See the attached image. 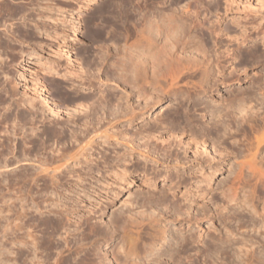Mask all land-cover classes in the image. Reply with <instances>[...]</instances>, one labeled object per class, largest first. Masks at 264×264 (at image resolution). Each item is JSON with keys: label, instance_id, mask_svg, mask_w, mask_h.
<instances>
[{"label": "rangeland", "instance_id": "obj_1", "mask_svg": "<svg viewBox=\"0 0 264 264\" xmlns=\"http://www.w3.org/2000/svg\"><path fill=\"white\" fill-rule=\"evenodd\" d=\"M64 1L65 3H63ZM83 1L84 0H0V41L1 43H5L4 45L3 43H0V165L2 167H0V264H235L234 260H236L237 258L233 252L235 251L234 249L237 247V245H239L241 248L240 254H243V264H248L250 260L252 262H250L249 264H253L254 262H259V264L262 262L264 264V260H262L264 259V253H258L259 251L264 250V244H257V240L259 241V238H264V218L261 220V218H259V214L257 212H253L250 203L246 201L247 199H249L248 195L252 188L250 183L252 182L249 183L244 181V177H242L243 179H241V177L240 179L236 178L237 180L235 178H232L235 177L236 173L238 172V163H240V161L244 159V156L242 155H245V153H247L245 151L243 152L244 154H240L238 150L244 149L249 145L248 142L253 139L252 135H255V132L252 133L249 126L246 127V130L248 129L247 131H239L237 130V128L235 129L236 126H233V123L230 124L231 121H226L228 123V130H226L227 134L222 137L218 136L219 134L217 135L215 132L213 133L214 130L211 128L210 132L213 130L211 132L213 135L209 133V137L204 143L202 142L204 137L202 139L201 136L198 137L199 139L197 138L193 140V138L191 137V132L189 130L184 131L179 129V131L177 129L175 131L176 135L173 134V130L170 129L172 131L171 132L169 130V127H166V125H170H165V123H163L165 118L163 117L164 120H161V116H165L167 113L173 111L174 108L177 107V100L173 101L172 99L165 98L159 104H155L148 108H145L142 107L144 104L141 99H139L137 103H134L132 100H134L135 97L132 94L129 97L127 95L129 94L128 91L130 90L124 88L123 85L118 84L115 81L114 73L116 72L117 68H115L113 61L116 56L112 54V48L114 46V35L116 33V30L118 29L112 12H108L106 9V11L102 9L105 5L107 6L108 4L110 5L107 7H110L113 3V0H91L90 5L86 6L83 11L77 12L78 6L81 5ZM148 1L151 0H133L135 4L141 6L147 4ZM161 1L157 0L156 3H158L166 13L170 12L171 9H173L169 7H176V12L178 14L183 16V18H185L187 22L190 21L189 23H191L192 26L195 24V26L193 27L195 30H200L202 26L205 27L209 23V21H213L215 25H217V27L219 26L222 29L225 24L229 25L228 30L221 29L220 37L223 39V42L215 47L217 51L224 50L226 49V47L230 50L228 51V55H226V57L224 58L225 62L222 63L223 68L220 71L221 76L224 75L223 77L228 80H224V82L218 83L215 87H213L212 91L208 92L205 97L203 96V99L207 98V100L211 102V105H214L215 101L217 103V100L218 102L220 101L224 104L227 103V97H232V95L238 91H246V94H253V91L256 90L257 97L262 95V92H264V17L262 18V16L264 15L261 14L264 12V9L258 8L259 5H257L261 0H238L237 3L233 5L234 8H231L229 10H225L224 3L218 7L213 6V3L216 0ZM4 2L6 4H3ZM163 3H165L166 5ZM151 5L155 4H150V7L152 9ZM250 5H252V8H255L251 9ZM106 6L105 8H107ZM45 7H48V10L45 9ZM53 8H61L60 11L65 9V13L63 14V16H59L61 12H59V10H53ZM256 8L260 9V11L258 12V10H256V12ZM43 10L44 12H39ZM245 11L247 12L245 13ZM69 12H72L74 15L70 14ZM248 15L260 16V18L256 19V22H261V24L263 25V31L262 28L260 31L262 33H253L252 35L248 36L245 41L239 42V45L227 42L225 38H227L229 34L232 33L231 35H233L234 33H239L244 28L243 26L235 22L236 19V21L241 20V24H245V29H251L253 27L249 23H245L246 20H248ZM232 18L235 19L233 20ZM60 20H64L63 25H60ZM57 33L63 36H61L60 38L55 37V34ZM71 38H73L72 42H66ZM254 48L258 50H254ZM255 51L258 54V57L255 56ZM28 56L29 59H24ZM67 68L73 69H71V73L66 71ZM49 69L55 70L59 74L57 75L54 72H49ZM72 72H74V75L72 74ZM63 73L70 74L71 76H63ZM228 73H232V76ZM180 82L178 83L179 87L182 90H187L188 88V90H190V94L192 95L193 79L186 78L185 80L183 79ZM53 83L56 85V87ZM40 90H45L46 92H48V95L53 100L54 104H50L51 106L49 104H45L42 100V93ZM106 93L110 94L109 96H112L111 93H118V98L120 97L121 99H123V105L124 103L126 104V106L124 105V111L126 110L125 112H127L129 107L131 109L132 106H135V111H137L138 113L136 118L131 122L128 120V115V117H123L126 115H120L118 118H116V115L118 116V113L116 114V112H114V110L112 109V105L107 110L102 109L98 106L91 107L94 100H97L98 98L100 99V96L101 98H109ZM231 93L232 95L230 96ZM30 96L34 98L32 104H35L36 106L32 107L33 109L30 108L26 110V105H28V103H25L23 101H25V99ZM18 100H22L24 105H22L23 103L19 102ZM111 100L116 102L113 98ZM17 101L18 104L21 103L18 106L16 103ZM80 101H84L85 103H79L83 106L80 105L81 107L79 106L78 108V102ZM87 101L92 102L89 103ZM85 104L88 106V108H92L93 110H86L84 108H87V106H84ZM127 104L129 106L128 108H126ZM253 104L254 102H251V105ZM258 106L259 105H255L254 109H257ZM80 108L82 109V111L83 109L84 111L86 110V113L87 111H92V115L90 116V118L82 117L83 115L80 114L82 112H79L78 110ZM42 111H44L45 113ZM198 111H200V113H203L202 109H199ZM95 112H99V114H95ZM31 116L33 119L31 118ZM93 116L98 117H96L95 119L93 118ZM17 118H20L22 120L20 121V119ZM73 118H75L77 122ZM84 118L88 123L84 121ZM66 119H72L68 121L67 126L73 128V130L75 129L74 131L76 133L81 130L84 131L83 137L81 136L82 133L79 132L80 137H78V139L73 142L71 138L70 140H68L69 138L64 139L59 135V137L62 139H55V137L53 138V136H50V134L47 133L52 128V126L54 127L56 124V128H63L62 124L64 123L62 122H66ZM89 119H91L93 123H91V120ZM18 120L20 123L18 122ZM73 120L75 121L74 123H72ZM15 123L17 124V127ZM141 123L142 125L145 123V126H148L150 124L152 125V128L154 123L155 127L156 124H159L156 128L157 130H161V138L163 137L169 140H171L170 138H176L175 140H180L182 148H179L178 150L179 159L175 158V155H168V157L165 156V154H162L161 151L157 150L158 147L154 149L155 146L148 143L151 142L150 140H152L153 142L154 137H152L153 139H149L147 143H145L146 138L144 139V141H142L143 139L140 138H133L134 136H132V133L135 130L144 128ZM160 124H163L165 127H160V129ZM30 129H33V132L38 133L39 139L37 136H33V132L31 136V134L29 133L31 131ZM37 129L39 132H37ZM42 129L44 134L42 132ZM45 129L47 130V132ZM229 129L231 131H229ZM11 130H16V133L14 134V132H12ZM68 130L70 131L71 129L68 128ZM73 130L71 131V133L68 131V133H70L71 135L72 132H74ZM111 130L117 131L112 132ZM9 131L12 133H10ZM85 131H87V133ZM105 131L108 133H114L113 137H109L105 140H108V142H103V139L101 138L104 135ZM28 133L30 134V136L28 135ZM68 133L66 134L68 135ZM84 134H86V136ZM171 134L172 136H169ZM90 135L92 137L91 139L89 138ZM94 135H98L100 137L98 138V136ZM173 135H175V137H173ZM7 136H9V140L5 139L7 138ZM26 136H29V140L26 139ZM40 136L41 138H43L42 141ZM50 137L53 138L54 141ZM79 138H81V140ZM32 139L34 140L32 141ZM45 139H47V141H44ZM72 139L74 140L73 137ZM92 139H95L97 142H95V140H93L92 142ZM189 139L192 140L189 141ZM87 140H89V143H86L88 142ZM8 141L9 143L12 142L13 145L12 146L10 144L12 147L10 148V151L9 149H6L7 151L4 150V146L6 144L9 145V143H7ZM37 141L39 143H37ZM90 141L92 144H90ZM158 141H160V139ZM29 144L30 146H32L30 147ZM88 144L92 146H89ZM202 144L210 150V153L213 154L215 159H213L214 161L211 160L210 163H203L201 168L202 170H200L197 168V165H193V162L196 161V154L194 156L195 152L193 151L201 150L200 146ZM84 145L86 148L82 149L81 151L80 149L81 147H84ZM32 147L35 148L33 149ZM7 148H9V146H7ZM78 149L83 154L80 153ZM76 150H78L79 153ZM68 151L69 154L70 152H72L73 154L76 152V155H79L77 157L75 156V154L71 157L67 156V158L63 160L65 162L61 160V167L55 168L54 165L60 162L59 160H55L56 158H58L57 155L60 152H67L68 154ZM218 152L222 154L221 157L218 156ZM72 153L70 155H72ZM61 154L59 155L61 156ZM55 155V161L49 160ZM114 156L123 157L121 161L122 165H124V167L128 166V172L135 179L133 180V183L128 190L121 191L116 194V196L111 195V198H108V195L105 194L104 189H101L100 187H102L104 185L103 183L106 181L103 178V172H105L106 168H104L103 166H105L106 160ZM45 159H48L49 161H51V163L47 162L48 160L46 161ZM44 160L47 163L46 165H44ZM62 163L64 164L62 165ZM86 163L87 165L89 164L91 166H95V170L97 169V171H88L86 169ZM48 164H51L53 166ZM56 165L59 166V163ZM152 166L154 168H152ZM156 168L158 169V171ZM37 170L39 171V173ZM178 171L179 173L183 174L180 179L184 180L185 178L186 180H181V182L183 181L182 184L178 183L177 180L179 178H176V173H178ZM24 173L28 176V178L26 175L24 176ZM150 174L152 176L156 174V178L153 185L147 186L143 184V178L144 175L145 177L148 175V177H152ZM244 174H246V171L244 172ZM14 175L15 177H18L17 181L19 182L16 181ZM53 176L54 178H52ZM164 176H166V178H163ZM174 178H176L177 180ZM232 179L235 180L233 181ZM231 180L234 183H230ZM175 182L177 183L174 186ZM236 183L238 184L237 186ZM232 184H234L233 187ZM5 186L7 188H5ZM171 186H174L172 187V189L175 190L176 195H179L180 199H178L176 196L171 199V202H169L168 200L166 202H152V204H155L156 206H153L152 204H150V202L148 206L147 197L144 199L145 202L142 200L143 196H148L146 195V193L149 194V192H147L148 190L153 191L154 193L150 191V194H153V196L155 197L160 196L158 194L159 192L165 191L164 193H166V190H168L166 194L169 193V198H171V191L172 193H174V191L170 189ZM191 186L193 189L191 188ZM148 187L151 188L148 189ZM232 188L237 189L236 192L238 193V195L240 193L236 201L233 197H231ZM36 189L39 191H37ZM189 189H197L196 191H198V195L194 197V199L196 200L192 202L189 208H187L186 201L189 199V196L186 195V197L185 192H187ZM113 190L117 191V189L115 188ZM28 191L31 193H29ZM144 192L145 194H143ZM247 193L248 195H246ZM227 194H229L230 196H228ZM131 197L132 199L133 197H135L136 199L139 198L138 200H140V202L143 201L144 205H141L142 202L139 204V201L138 203L135 202L133 204H130V202H132ZM176 198L178 199V204L174 201V199ZM192 199L193 197L191 198V200ZM253 205H255L258 208L256 209L259 211V208L263 206V198L259 199V201L254 202ZM242 207L246 209L244 210ZM128 208L130 209L128 210ZM129 211H131L132 213H130L133 215V217L135 216L138 220H140V218L149 216L151 224L153 226L151 227L150 225H146L145 222L147 221H145L144 223L137 226L128 227V229L131 230L132 234L135 236V239L137 238L136 244L139 243L138 247H140V244L144 242L148 243V252L144 250H138L140 255H135V253L130 252L125 253L126 250L125 248H123L125 246L122 241V233L124 230V228H122L124 227L122 220L129 216H132L131 214L129 215ZM152 211L153 215L150 213ZM242 212H244V214L246 215H244ZM119 213L122 215V217H120ZM115 215L116 217H114ZM240 215L243 217H241ZM117 216L123 219L116 220L119 218H117ZM63 217L65 219H63ZM152 218L154 219L152 220ZM62 220L64 222H62ZM65 220H69L67 221L68 223ZM75 221L77 222V224ZM60 226H62V228ZM154 226H157L158 229L160 228L165 236L162 234V237L160 238L161 240L155 239L151 242L148 236L149 232H151L153 229H157ZM109 231L110 233H108ZM86 234H88L89 237ZM167 235L170 238L166 237ZM172 235L176 236L178 240L185 237L186 239H188L192 237V235H197L199 237V240L197 241V243L195 242L192 245L193 249H188L187 251L185 248H182L183 250L174 251L173 249H171V247H174L173 245L171 247H168L172 243L170 241H173ZM167 238H169V241ZM252 239L254 242L252 241ZM211 244L212 246L216 245V247H218L219 245V247L214 251V255L212 257H206L204 256V254L207 253V245ZM242 248L244 253L242 252ZM196 250H198V252ZM149 251L151 252L149 253ZM170 251H174V253L171 254L172 252L170 253ZM195 251L197 253H195ZM83 253L84 255L88 253V256L90 254L89 257L86 256L87 258H90V260L85 259L86 261L84 260L82 263H79V258L84 256L82 255ZM96 259L99 260V262Z\"/></svg>", "mask_w": 264, "mask_h": 264}, {"label": "bare ground", "instance_id": "obj_2", "mask_svg": "<svg viewBox=\"0 0 264 264\" xmlns=\"http://www.w3.org/2000/svg\"><path fill=\"white\" fill-rule=\"evenodd\" d=\"M11 1V0H10ZM30 1V0H29ZM42 1V0H41ZM61 1V0H60ZM68 1V0H67ZM77 1V0H75ZM90 1L91 0H84L81 5L78 6V9H77V12H80V11H83L84 8L88 5H90ZM161 1V0H160ZM168 1V0H167ZM238 0H216L214 3H213V6L215 7H218V6H221V4L224 3V8L225 10H229L231 8H234L233 5H235L237 3ZM243 1V0H242ZM246 1V0H244ZM260 1V0H259ZM2 2V1H1ZM28 2V1H27ZM50 2V1H48ZM140 2V1H139ZM157 0H151V1H148L147 4H144V5H138V4H135L133 2V0H113V3H112V7H107L109 6L110 4H108L105 8H102V9H106L108 12H112L113 14V18L114 20L116 21V26H117V29L116 30V33L114 35V46L112 48V54L115 55L114 57V66L116 69V72L114 73V78H115V81L116 83L118 84H121L124 86V88L130 90L128 91L129 94L128 97L132 94L134 97H135V101L132 100L134 103H137V101L139 99H141L143 101V106L142 107H150L152 105H155V104H159L163 99L167 98V99H172L173 101L174 100H177V107L174 108L173 111L167 113L165 116H161V120H164L163 117L165 118L164 122L165 125L168 124L170 126H167L166 127H169V130H173V134L176 135L175 131L178 129H181V130H189L191 132V137L194 139H197L198 137H204L203 139V143L206 142L207 138L209 137V133H211L213 130V133L215 132L218 136H224L226 135V130H228V121H231V123H233V126L235 125V129L237 128V130L239 131H244L246 130V127L249 126V128H251V132H255V135H251L253 136V139H249L250 141L248 142V145L246 148L244 149H240L238 150V152L243 153V152H247L245 153V155H242L244 156L240 161V163H238L237 167H238V172L236 173V176L235 177H232V178H237V179H243L242 177L245 178L244 181L246 182H252L250 183L251 184V190H250V197L248 195V193L246 195H248V198L246 201L250 203L251 205V209L253 212H257L259 214V218H261V220L264 218V92H262V95L257 97V91L254 90L253 91V94L251 93H248L246 94L245 92L246 91H238V92H235V94L232 95V93L230 94V96L232 95V97L228 98L227 97V100L228 102L227 103H223V102H218L217 100V103L215 101V104L214 105H211V102H209V100L206 99H203L205 97V95L212 91L213 87H215L218 83L220 82H224V80H226V78H224L223 76H221V70L223 68V64L225 61H224V58L226 57V55H228V51H230L229 49H224V50H220V51H217L216 50V46L220 43L223 42V39L220 37V31H221V27H217V25H215V23L213 21H209V23L205 26V27H201L200 30H195L193 27L195 26V24L192 26L191 23L187 22V20L185 18H183V16H181L180 14H178L176 12V7L174 8L173 7H169V8H173L171 9L170 12H165V10H163L161 8V6H159L158 3H156ZM165 2V1H164ZM170 2V1H169ZM174 2V1H173ZM211 2V1H210ZM24 3V2H23ZM53 3V2H52ZM65 3V1L63 2ZM68 3V2H67ZM71 3V2H70ZM160 3V2H159ZM162 3V1H161ZM208 3V2H207ZM3 4H6L5 2ZM44 4V3H43ZM56 4V3H55ZM54 4V5H55ZM150 4H155V5H151L152 6V9L150 7ZM165 4V3H163ZM47 5V4H46ZM49 5V4H48ZM166 5V4H165ZM164 5V6H165ZM171 5V4H170ZM180 5V4H179ZM255 5V4H254ZM259 7L258 8H261V9H264V0H261L260 2H258ZM172 6V5H171ZM237 6V5H236ZM252 5H250L251 7ZM102 7V5H101ZM254 7V6H253ZM48 7H45V9H47ZM168 8V7H167ZM166 8V9H167ZM178 8V6H177ZM185 8V7H184ZM255 8V7H254ZM251 7V9H254ZM21 9V8H20ZM44 9V10H45ZM61 8H56L53 10H59V12H61L59 14V16H63V14L65 13V9L64 10H61ZM101 9V11H102ZM175 9V10H174ZM207 9V8H205ZM237 9V8H236ZM33 10V9H32ZM43 11H39V12H44ZM48 10V9H47ZM105 10V11H106ZM212 10V9H211ZM258 10V12L260 11V9H255V11ZM3 11V10H2ZM12 11V10H11ZM25 11V10H23ZM46 11V10H45ZM213 11V10H212ZM216 11V10H215ZM254 11V10H253ZM4 12V11H3ZM8 12V10H7ZM38 12V13H39ZM47 12V11H46ZM45 12V13H46ZM56 12V11H55ZM192 12V11H191ZM217 12V11H216ZM247 11H245L246 13ZM249 12V11H248ZM257 12V11H256ZM262 12V11H261ZM22 13V11H21ZM25 13V12H24ZM23 13V14H24ZM70 13V12H69ZM1 14V12H0ZM28 14V13H27ZM33 14V13H32ZM43 14V13H42ZM49 14V13H48ZM56 14V13H55ZM67 14V13H66ZM70 14H73L72 12ZM79 14V13H78ZM249 14V13H248ZM257 14V13H255ZM8 15V13H7ZM22 15V14H21ZM20 15V16H21ZM39 15V14H38ZM74 15V14H73ZM260 15V14H259ZM261 15H264V12L261 14ZM25 16V15H24ZM77 16H80V15H77ZM191 16V15H190ZM193 16V15H192ZM6 17V16H5ZM57 17V16H56ZM83 17V16H82ZM264 16H262L263 18ZM198 18V17H197ZM246 18V17H245ZM257 18H260V16H256V15H253V16H249L248 15V20H246L245 23H249L250 25H252L253 29H245V24L242 23L241 24V20L239 21H236L237 24H240L241 26H243V30H241L239 33H234L233 35L229 34V36L227 38H225V40L229 43H232V44H235V45H239V42L241 41H245L248 36L252 35L253 33H262L260 32L261 31V28L263 27V25L261 24V22H256ZM24 19V18H23ZM56 19V18H55ZM201 19V18H200ZM233 19V18H232ZM235 19V18H234ZM233 19V20H234ZM242 19V18H241ZM66 20V19H65ZM100 20V19H99ZM216 20V19H215ZM60 25H63L64 23V20H60ZM228 21V20H227ZM230 21V19H229ZM58 22V21H57ZM66 22V21H65ZM106 23V22H105ZM220 23V22H219ZM109 24V22H108ZM202 24V22H201ZM224 24V23H223ZM222 24V25H223ZM73 25V24H71ZM112 26V25H111ZM234 27V26H233ZM24 28V27H23ZM229 28V25L225 24V26L223 27L222 30H228ZM77 29V28H76ZM114 29V28H113ZM234 29V28H233ZM46 31V30H45ZM62 31V30H61ZM262 31H263V28H262ZM28 32V31H27ZM105 32V31H104ZM101 33V32H100ZM227 35V33H226ZM23 36V35H22ZM63 35L61 34H55V37H61ZM75 36V34H74ZM264 36V34H263ZM24 37V36H23ZM104 37V36H103ZM53 38V37H52ZM36 39V37H35ZM73 38L71 39H68L66 42L70 43L72 42ZM1 43V41H0ZM3 43V42H2ZM1 43V44H2ZM105 43V42H104ZM5 43H3L4 45ZM33 44V43H32ZM10 45V44H9ZM5 47V46H3ZM40 47V46H38ZM247 49V48H246ZM256 48H254L255 50ZM18 50V49H17ZM258 50V49H256ZM107 51V50H106ZM108 52V51H107ZM234 52V51H233ZM253 52V51H251ZM260 52V51H259ZM258 52V53H259ZM53 53V52H52ZM109 53V52H108ZM255 53V56L258 57V54L256 53V51L254 52ZM253 53V54H254ZM56 54V53H55ZM234 54V53H233ZM103 55V54H102ZM240 55V54H239ZM261 55V54H260ZM101 56V55H100ZM228 57V56H227ZM93 58V57H92ZM100 58V57H99ZM255 58V57H253ZM24 59H29V56L27 58H24ZM23 59V60H24ZM105 60V59H104ZM25 61V60H24ZM23 61V62H24ZM71 61V60H70ZM262 61V60H261ZM73 62V61H72ZM96 62V61H94ZM92 62V63H94ZM104 62V61H103ZM25 63V62H24ZM98 63V62H97ZM102 63V62H101ZM96 65V64H95ZM23 66V65H22ZM225 66V65H224ZM52 68V67H51ZM114 68V67H113ZM21 69V68H20ZM72 69V68H71ZM70 68H67L66 71L67 72H70L71 71ZM73 70V69H72ZM111 70V69H110ZM115 70V69H114ZM113 70V72H114ZM83 71V70H82ZM103 71V70H102ZM112 71V70H111ZM34 72V71H33ZM49 72H54L56 73L57 75L59 74L58 72H56L55 70H50L49 69ZM76 72V71H75ZM71 73V72H70ZM89 73V72H88ZM233 73H236V72H233ZM72 74L74 75V72H72ZM229 75L232 76V73H228ZM6 75V74H5ZM63 76H71L70 74H65L63 73L62 74ZM8 76V75H7ZM238 76V75H237ZM10 77V76H9ZM35 78V77H34ZM39 78V77H37ZM186 78H191L193 79V94L191 95L190 94V90H182L180 87H179V82L182 81L183 79L185 80ZM231 78V77H230ZM234 78V77H233ZM232 78V79H233ZM19 79V78H18ZM43 79V78H42ZM67 79V78H66ZM70 79V78H69ZM68 79V80H69ZM237 79V78H236ZM75 80V79H74ZM228 80V79H227ZM226 80V81H227ZM253 80V79H252ZM80 81V80H79ZM36 82V80H35ZM188 82V81H187ZM190 82V81H189ZM48 83V82H47ZM61 83V82H60ZM181 83V82H180ZM259 83V82H258ZM27 84V83H26ZM39 84V83H38ZM54 84V83H53ZM117 84V85H118ZM178 84V86H177ZM191 84V83H190ZM55 85V84H54ZM35 86V85H34ZM41 86V85H40ZM43 86V85H42ZM52 86V85H51ZM65 86V85H64ZM120 86V85H119ZM188 86V85H186ZM11 87V86H10ZM56 87V85H55ZM191 87V86H189ZM262 87V86H260ZM42 88V87H41ZM64 88V87H63ZM191 89V88H190ZM59 90V89H58ZM240 90V89H239ZM242 90V89H241ZM244 90V89H243ZM3 91V90H2ZM12 91V90H10ZM21 91V90H20ZM38 91V90H37ZM41 91V97H42V100L45 104H54L53 103V100L50 98V96L48 95L49 93L46 92L45 90ZM26 92V91H25ZM35 92V91H34ZM111 92V91H110ZM109 92V93H110ZM192 92V90H191ZM13 93V92H12ZM11 93V94H12ZM102 93V92H101ZM3 94V93H2ZM7 94V93H6ZM103 94V93H102ZM101 94V95H102ZM108 96L110 94L106 93ZM115 94V93H114ZM112 94V96H109L108 97H102L100 96V99L98 98L97 100H94V102L91 104L93 106H98V107H101L102 109H109L110 106L112 105V109L114 110V112H116V114L118 113V116L116 115V118H118L120 115H126V116H123V117H128V120L131 122L132 120H134L136 118V116L138 115L137 111H135L136 107L135 106H132L131 109L130 107L128 106L127 104V107H129V111L127 110V112L124 111V105L126 106V104L124 103L123 105V99H121L120 97L118 98L117 94ZM121 94V93H120ZM24 95V94H23ZM28 95V93H27ZM64 95V94H63ZM125 95V94H124ZM32 96V95H31ZM28 97L25 99V103H28V105H26V110L28 109H33L32 107H35L36 105L35 104H32L33 101H34V98L33 97ZM204 96V97H203ZM4 97V96H3ZM6 97V96H5ZM71 97V96H70ZM94 97V95H93ZM113 98L116 102H114L113 100L111 99ZM126 98V97H125ZM14 99V98H13ZM19 99V98H18ZM38 99V98H37ZM61 99V98H59ZM65 99V98H64ZM70 99V98H69ZM77 99V98H76ZM79 99V97H78ZM96 99V98H94ZM226 99V98H225ZM224 99V100H225ZM11 100V99H10ZM20 100V99H19ZM18 100V101H19ZM82 100V99H81ZM91 100V99H90ZM221 100V99H220ZM226 100V101H227ZM16 101V100H15ZM18 101L16 102L17 103V106L21 103L18 104ZM73 101V100H72ZM140 101V102H142ZM3 102V101H2ZM6 102V101H5ZM14 102V101H13ZM19 102H22L19 101ZM22 102V103H23ZM36 102V101H35ZM70 102V101H69ZM84 102V101H83ZM82 101L78 102L79 103H83ZM89 103H91L90 101H87ZM114 102V103H113ZM251 102H254L253 105H251ZM85 103V102H84ZM83 103V104H84ZM175 103V105H176ZM77 104V103H76ZM75 104V105H76ZM77 104V105H78ZM87 104V103H86ZM84 105V106H87V105ZM95 104V105H94ZM172 104V103H171ZM14 105V104H13ZM24 105V103L22 104ZM21 105V106H22ZM30 105V107H29ZM48 105V106H49ZM50 105V106H51ZM82 105V104H79L78 105V108L79 106ZM90 105V104H89ZM131 105V104H130ZM255 105H259L258 108L254 109V106ZM47 106V107H48ZM83 106V105H82ZM114 106V107H113ZM138 106V105H136ZM173 106V105H172ZM16 107V106H15ZM29 107V108H28ZM72 107V106H71ZM77 107V106H76ZM81 107V106H80ZM90 107V106H89ZM141 107V106H140ZM86 110L87 109H92V108H87L84 107ZM96 108V107H95ZM94 108V109H95ZM115 108V109H114ZM51 109V108H50ZM99 109V108H98ZM101 109V110H102ZM139 109V108H138ZM199 109H202L203 110V113H200V111H198ZM37 110V109H36ZM79 112L81 111L82 113H84V109L82 111V109H78ZM93 110V109H92ZM96 110V109H95ZM53 111V110H51ZM99 111V110H98ZM41 112V111H40ZM44 112V111H42ZM78 112V111H77ZM45 113V112H44ZM58 113V112H57ZM80 113L81 115H83L82 117H89L92 115V111L88 112L87 113L85 112L84 114ZM99 114V112H95V114ZM101 113V112H100ZM106 113V112H105ZM79 114V115H80ZM110 114V113H109ZM108 114V116H109ZM10 115V114H9ZM8 115V116H9ZM114 115V113H113ZM128 115V116H127ZM140 115V114H139ZM143 115V114H142ZM16 116V115H15ZM111 116V115H110ZM121 116V117H122ZM18 117V116H17ZM20 117V116H19ZM22 117V116H21ZM25 117V116H24ZM30 117V116H29ZM98 117V116H96ZM96 117L93 116V118L96 119ZM9 118V117H8ZM26 118V117H25ZM23 118V119H25ZM32 118V116H31ZM37 118V117H36ZM65 118V117H64ZM68 118V117H67ZM71 118V117H70ZM92 118V117H91ZM102 118V117H101ZM100 118V119H101ZM11 119V118H10ZM13 119V118H12ZM17 119H20V118H17ZM33 119V118H32ZM69 119V118H68ZM75 119V118H73ZM88 119V118H87ZM203 119V120H202ZM22 119H20L21 121ZM36 120V119H35ZM64 120V119H63ZM67 120V119H66ZM72 120V119H70ZM70 120H67L66 122H62L64 124H62V127L63 128H56L57 124L47 132L50 134V136H53V138L55 137L56 138H69L68 140H71L74 142L75 140L78 139V137H80V133H82V137H83V132L84 131H78L77 134L73 128L71 127H68V121ZM91 120V119H89ZM99 120V118H98ZM1 121V120H0ZM3 121V120H2ZM11 121V120H10ZM32 121V120H31ZM76 121V119H75ZM73 120L72 123L75 122ZM84 121H86V119L84 118ZM97 121V120H96ZM95 121V122H96ZM102 121V120H101ZM128 121V122H129ZM209 121V122H208ZM211 121V122H210ZM227 121V122H226ZM5 122V120H4ZM19 122V120H18ZM77 122V121H76ZM87 122V121H86ZM106 122V121H105ZM157 122V121H156ZM10 123V122H9ZM20 123V122H19ZM32 123V122H31ZM30 123V124H31ZM88 123V122H87ZM91 123L92 120H91ZM159 123V122H158ZM1 124V123H0ZM12 124V123H11ZM14 124V123H13ZM16 124V123H15ZM29 124V125H30ZM95 124V123H94ZM148 124V123H147ZM229 124V125H230ZM6 125V124H5ZM92 125V124H90ZM96 125V124H95ZM93 125V126H95ZM142 125V123H141ZM157 125L159 124H156V127ZM161 125V124H160ZM210 125V126H209ZM3 126V125H2ZM19 126V125H18ZM21 126V124H20ZM31 126V125H30ZM97 126V125H96ZM144 128L142 129H137L135 130L133 133H132V136H134L133 138H140V139H143L142 141H144V139L146 138V141L145 143L148 142L149 139H153L152 137H154L153 139V142L152 140H150L151 142H148L149 144H152L154 147V149L156 147L158 151H161L162 154H165V156L168 157L169 156H172V155H175L174 157L175 158H178V150L179 148H182L181 147V143H180V140H175V139H172L170 138L171 140L167 139V138H161V130H157V128L155 127V123L153 125V128H152V125H146L145 126V123L142 125ZM164 125L162 124L160 127H163ZM16 127H17V124H16ZM23 127V126H22ZM102 127V126H101ZM141 127V126H140ZM139 127V128H140ZM165 127V126H164ZM14 128V127H13ZM21 128V127H20ZM25 128V127H24ZM23 128V129H24ZM68 128H70L71 130L69 131ZM94 128V127H93ZM96 128V127H95ZM98 128V127H97ZM211 128L213 129L211 132ZM232 128V127H231ZM10 129V128H9ZM29 129V128H27ZM26 129V130H27ZM44 129V128H43ZM43 129H42V132H43ZM58 129V130H57ZM92 129V128H91ZM99 129V128H98ZM103 129V128H102ZM120 129V128H119ZM136 129V128H135ZM161 129V128H160ZM234 129V128H233ZM234 129V130H235ZM7 130V128H6ZM31 130V129H30ZM33 130V129H32ZM30 131L29 133L31 134L32 136V132L34 131ZM44 130V131H45ZM71 133V131L73 130L74 132H72V134L70 135V133H68V131ZM106 130V128H105ZM108 130V129H107ZM170 130V131H171ZM248 130V129H247ZM246 130V131H247ZM1 131V130H0ZM4 131V130H3ZM2 131V132H3ZM12 131V130H11ZM16 131V130H15ZM15 131H12L14 132V134L16 133ZM22 131V130H21ZM67 131V132H66ZM112 132L114 130H111ZM110 131V132H111ZM117 131V130H116ZM114 131V132H116ZM121 131V130H120ZM180 131V130H179ZM178 131V132H179ZM183 131V132H184ZM229 131H231L229 129ZM228 131V132H229ZM5 132V131H4ZM10 132V131H9ZM10 132V133H12ZM18 132V131H17ZM37 132L38 129H37ZM87 133V131H85ZM132 132V131H131ZM172 132V131H171ZM7 133V132H6ZM20 133V132H19ZM28 133V135L30 136V134ZM33 136L34 137H38L39 139V135L38 133H35L33 132ZM68 133V135L66 134ZM89 133V132H88ZM249 133V132H248ZM13 134V135H14ZM23 134V132H22ZM26 134V133H25ZM24 134V135H25ZM42 134V133H41ZM44 134V132H43ZM116 134V133H115ZM126 134V132H125ZM181 134V133H180ZM212 134V133H211ZM12 135V134H11ZM9 135V136H11ZM47 135V134H46ZM60 135V137H59ZM86 136V134H84ZM121 135V134H120ZM175 135H173V137H175ZM179 135V134H178ZM213 135V134H212ZM216 135V136H217ZM9 136H7V140H9ZM29 136H26L29 140ZM94 136H98V135H94ZM114 136V133H108L105 131L104 135L101 137L103 140V142H108L105 141L106 139H108L109 137H113ZM130 136V135H129ZM131 136V137H132ZM169 136H172L169 135ZM33 137V138H34ZM49 137V136H48ZM72 137L74 138V140L72 139ZM100 136H98L99 138ZM178 137V136H176ZM180 137V136H179ZM213 137V136H212ZM228 137V136H226ZM230 137V136H229ZM4 138V137H3ZM25 138V136H24ZM32 138V137H31ZM41 138V136H40ZM51 138V137H50ZM51 138L53 141L54 139ZM60 138V139H62ZM89 138L91 139V135L89 136ZM12 139V138H11ZM25 139V140H26ZM49 139V138H48ZM81 140V138H79ZM160 139V141H158ZM199 139V138H198ZM1 140V139H0ZM6 140V141H7ZM34 139H32L33 141ZM43 140V138H41V141ZM84 140V139H83ZM93 140L95 139H92V142ZM98 140V139H97ZM101 140V139H100ZM116 140V139H114ZM192 140V139H189V141ZM214 140V139H213ZM3 141V140H2ZM12 141V140H11ZM10 141V142H11ZM14 141V139H13ZM12 141V142H13ZM36 141V140H35ZM44 141H47V139H45ZM43 141V142H44ZM57 141V140H56ZM88 142L86 143H89V140H87ZM118 141V140H117ZM116 141V142H117ZM209 141V140H208ZM12 142L9 143V141L7 143H9V145H5L4 146V150L6 149H9L10 151V148L11 145H12ZM22 142V141H21ZM26 142V141H24ZM29 142V141H28ZM71 142V141H70ZM80 142V141H79ZM95 142H97L95 140ZM37 143H39L37 141ZM42 143V142H40ZM85 143V144H86ZM198 143V142H197ZM239 143V142H238ZM11 144V145H10ZM28 144V143H27ZM36 144V143H35ZM90 144L91 141H90ZM183 144V143H182ZM234 144V143H233ZM245 144V143H244ZM3 145V144H2ZM1 145V146H2ZM19 145V144H18ZM33 145V143H32ZM31 145V146H32ZM39 145V144H37ZM47 145V144H46ZM74 145V144H73ZM89 145V144H88ZM198 145V144H197ZM243 145V144H242ZM7 146H9V148H7ZM13 146V145H12ZM30 146V144H29ZM30 146V147H31ZM42 146V145H41ZM40 146V147H41ZM83 146V145H82ZM89 146H92V145H89ZM3 147V146H2ZM25 147V146H24ZM23 147V148H24ZM43 147V146H42ZM77 147V146H76ZM231 147V146H230ZM33 148V147H32ZM35 148V147H34ZM33 148V149H34ZM62 148V147H61ZM60 148V149H61ZM85 145L84 147H81V151L82 149H85ZM240 148H241V145H240ZM14 149V147H13ZM71 149V148H70ZM77 149V148H76ZM78 149V150H79ZM197 149V148H196ZM200 149L201 150H195L193 152L194 153V156H195V159L196 161L193 162V165H197V168L202 170V164L203 163H210L211 160L215 159V157L213 156V154L210 153V150L208 148H206L203 144L200 146ZM12 150V149H11ZM26 150V149H25ZM55 150V149H54ZM63 150H67V149H63ZM78 150H76L78 152ZM79 150V152H80ZM140 150V149H139ZM203 150V151H202ZM224 150V149H223ZM236 150V149H235ZM7 151V150H6ZM57 151V150H56ZM61 151V150H60ZM70 151V150H69ZM69 151H68V154L67 152H60L59 154H61V156L57 155V157L59 158H56V155L53 157V158H50L49 160L53 161L54 158H56L55 160H59L60 162L59 163V166H57L56 164L58 163H54V167L55 168H59L61 167L60 164L61 162L68 157H71V156H75L77 157L79 154V152L77 153L78 155H76V152L73 154L72 152H70V154L72 153V155L69 154ZM73 151V150H72ZM184 151V150H183ZM85 152V151H84ZM140 152V151H139ZM82 153V152H80ZM111 153V152H110ZM144 153V152H143ZM10 154V153H8ZM16 154V153H15ZM14 154V155H15ZM48 154V153H47ZM54 154V153H53ZM83 154V153H82ZM158 154V153H157ZM161 154V153H160ZM219 157H221L222 154H220V152L217 153ZM244 154V153H243ZM13 155V156H14ZM70 155V156H69ZM110 155V154H109ZM114 155V154H113ZM120 155V154H118ZM125 155V154H124ZM144 155V154H143ZM147 155V154H146ZM7 156V155H6ZM84 156V155H83ZM225 156V155H224ZM241 156V155H240ZM10 157V156H9ZM48 157V156H47ZM46 157V158H47ZM52 157V156H51ZM80 157V156H79ZM18 158V157H17ZM75 158V157H73ZM104 158V157H103ZM107 158V157H105ZM122 158L123 157H117V156H114V157H111L109 158L108 160H106V164L105 166H103L105 169V172H103V178L106 180L103 184L102 187H100L101 189H104L105 191V194L108 195V198H111V195L112 196H116V194H118L119 192L121 191H124V190H128L131 186V184L133 183V180L135 178H133V176H131V174L128 172V166L127 167H124V165H122ZM237 158V157H236ZM16 159V158H14ZM72 159V158H71ZM77 159V158H76ZM87 159V158H86ZM128 159V158H127ZM179 159V158H178ZM222 159V158H221ZM46 161L48 159H45ZM44 160L45 164L46 165V161ZM47 161L49 163H51V161ZM54 160V161H55ZM62 160V161H61ZM126 160V159H125ZM159 160V159H158ZM239 160V159H238ZM6 161V160H5ZM43 161V160H42ZM69 161V160H68ZM86 161V160H85ZM189 161V160H188ZM214 161V160H213ZM8 162V161H7ZM65 162V161H63ZM88 162V161H87ZM128 162V161H127ZM91 163V162H90ZM100 163V162H99ZM4 164V163H2ZM64 163H62L63 165ZM85 164V163H84ZM98 164V163H97ZM102 164V163H101ZM186 164V162H185ZM7 165V164H6ZM39 165V164H38ZM43 165V164H42ZM48 165H51V164H48ZM87 165V163H86ZM145 165V164H144ZM143 165V166H144ZM3 166V165H2ZM53 166V165H51ZM68 166V165H67ZM99 166V165H97ZM96 166V167H97ZM101 166V165H100ZM1 167V165H0ZM54 167H53V170H54ZM86 167V166H85ZM142 167V166H141ZM140 167V168H141ZM211 167V166H210ZM209 167V168H210ZM2 168V167H1ZM66 168V167H65ZM69 168V167H68ZM102 168V167H101ZM150 168V167H149ZM152 168H154L152 166ZM88 171H94L95 170V166H91V165H87V168H86ZM128 169V170H127ZM146 169V167H145ZM148 169V168H147ZM157 169V168H156ZM191 169V168H190ZM55 170H58V169H55ZM150 170V169H149ZM154 170V169H153ZM38 171V170H37ZM97 171V169L95 170ZM145 171V170H144ZM158 171V169H157ZM161 171V170H160ZM176 171V170H175ZM194 171V170H193ZM246 171V174H244V172ZM41 172V171H40ZM83 172V171H82ZM148 172V171H147ZM181 172V171H180ZM205 172V171H204ZM208 172V171H207ZM206 172V173H207ZM36 173V172H35ZM39 173V171H38ZM65 173V172H64ZM151 173V172H149ZM148 173V174H149ZM234 173V172H233ZM29 174V173H28ZM78 174V173H77ZM177 176L176 178H179L178 180L176 178L178 183H183L184 180L183 179H180V177H182L183 174L179 173H176ZM188 174V172H187ZM195 174V173H194ZM204 174V173H202ZM26 174L24 173V176ZM33 175V174H32ZM51 175V174H50ZM74 175V174H73ZM98 175V174H97ZM101 175V174H99ZM151 175V174H150ZM235 175V174H234ZM234 175H231V176H234ZM7 176V175H6ZM23 176V175H22ZM27 176V175H26ZM149 176V175H148ZM144 175V178H143V184L147 185V186H151L154 184V180L156 178V174L152 177H148ZM185 176V175H184ZM183 176V177H184ZM205 176V175H204ZM15 177V175H14ZM21 177V176H20ZM37 177V176H36ZM47 177V176H46ZM99 177V176H98ZM169 177V176H167ZM192 177V176H191ZM201 177V176H199ZM229 177V176H228ZM17 178L18 177H15L16 181H17ZM23 178V177H22ZM28 178V176H27ZM50 178V177H48ZM54 178V176L52 177ZM58 178V177H57ZM163 178H166V176H164ZM207 178V176H206ZM205 178V179H206ZM7 179V177H6ZM11 179V178H10ZM14 179V178H13ZM21 179V178H20ZM33 179V178H31ZM35 179V178H34ZM172 179V178H171ZM204 179V178H203ZM230 179V178H229ZM228 179V180H229ZM235 179H232L233 181ZM236 179V180H237ZM19 180V179H18ZM23 180V179H22ZM25 180V178H24ZM28 180V179H27ZM181 180H183L181 182ZM230 181V183H234L233 181ZM5 181V180H4ZM21 181V180H20ZM36 181V180H35ZM45 181V180H44ZM58 181V180H57ZM172 181V180H171ZM186 181V180H185ZM7 182V181H6ZM4 182V183H6ZM19 182V181H17ZM53 182V181H52ZM62 182V181H61ZM188 182V181H187ZM13 183V182H12ZM42 183V182H41ZM54 183V182H53ZM177 182H175L174 186L176 185ZM244 183V182H243ZM9 184V183H8ZM11 184V183H10ZM55 184V183H54ZM83 184V183H82ZM142 184V183H141ZM140 184V185H141ZM188 184V183H187ZM186 184V185H187ZM242 184V183H241ZM14 185V184H13ZM42 185V184H41ZM77 185V184H76ZM185 185V187H186ZM204 185V184H203ZM230 185V184H228ZM234 184H232V187H233ZM238 184L236 183V186ZM114 186V187H112ZM174 186H171V190L172 187ZM200 186V185H199ZM4 187V186H2ZM11 187V186H10ZM41 187V186H40ZM231 187V186H230ZM5 188H7L5 186ZM21 188V187H20ZM33 188V187H32ZM44 188V187H43ZM42 188V189H43ZM52 188V187H51ZM117 189V191H114L113 189ZM151 188V187H150ZM148 187V189H150ZM192 188V186H191ZM193 189V188H192ZM192 189H189L187 192H185V196H189V199L186 201L187 205L186 207L189 208L192 204L193 201H195L196 199H194L195 196H197V192L196 190H192ZM202 189V188H201ZM29 190V189H28ZM31 190V189H30ZM37 190V189H36ZM83 190V189H82ZM89 190V189H88ZM146 190V189H145ZM232 191V194H231V197H233L236 201V199L239 197L238 193L236 192L237 189H231ZM39 191V190H37ZM47 191V189H46ZM143 191V190H142ZM150 191L151 190H148L146 193V195L148 196H143V201L144 199L147 197V203H148V206H149V202L150 204H152V202H166L167 200L169 202H171L173 199V197H176L178 199L179 198V195H176L175 193V190L174 193H170V196L171 198H169V193H167L168 190H166V193H164L163 191L161 192H155V193H158L160 196L158 197H155L153 196V194H150ZM155 191V190H154ZM29 192V191H28ZM42 192V191H41ZM86 192V191H85ZM91 192V191H90ZM153 192V191H151ZM31 193V192H29ZM45 193V192H44ZM154 193V192H153ZM162 193V194H161ZM212 193V192H211ZM28 194V193H27ZM42 194V193H41ZM52 194V193H51ZM68 194V193H67ZM79 194V193H78ZM140 194V193H139ZM145 194V192L143 193ZM142 194V195H143ZM179 194V193H178ZM216 194V193H215ZM214 194V195H215ZM226 194V193H225ZM242 194V193H241ZM263 194V195H262ZM3 195V194H2ZM40 195V194H39ZM77 195V194H76ZM228 196H230L229 194H227ZM51 196V195H50ZM168 196V198H167ZM186 196V197H187ZM242 196V195H241ZM245 196V195H244ZM45 197V196H44ZM91 197V196H90ZM154 197V198H153ZM193 197V199L191 200V198ZM243 197V196H242ZM246 197V196H245ZM131 197V201L130 204L132 203H138L139 201V204L141 203V205H144L143 204V201L140 202V200H138L139 198H135ZM174 199V201L177 203L178 199ZM247 198V197H246ZM245 198V199H246ZM263 198V206H261V208H259L260 210L258 211L257 207L254 204V202L256 201H259V199ZM46 199V198H45ZM58 199V198H57ZM64 199V198H63ZM182 199V198H181ZM187 199V198H186ZM232 199V198H230ZM244 199V200H245ZM22 200V199H21ZM28 200V199H27ZM91 200V199H90ZM185 200V199H184ZM242 200V199H241ZM53 201V200H52ZM51 201V202H52ZM66 201V200H65ZM130 201V200H129ZM180 201V200H179ZM223 201V200H222ZM232 201V200H231ZM239 201V200H238ZM243 201V200H242ZM252 203H251V202ZM55 202V201H54ZM59 202V201H58ZM70 202V201H69ZM126 202V201H125ZM128 202V201H127ZM145 202V201H144ZM212 202V200H211ZM227 202H230V201H227ZM240 202V201H239ZM173 203V202H172ZM199 203V202H198ZM238 203V202H237ZM56 204V203H55ZM76 204V203H75ZM178 204V203H177ZM182 204V203H181ZM184 204V203H183ZM236 204V203H235ZM240 204V203H239ZM38 205V204H37ZM54 205V204H53ZM147 205V204H146ZM153 205V204H152ZM155 205V204H154ZM153 205V206H154ZM161 205V204H160ZM237 205V204H236ZM244 205V204H243ZM245 205H246V202H245ZM56 206V205H55ZM58 206V205H57ZM124 206V205H123ZM134 206V205H133ZM139 206V205H138ZM137 206V207H138ZM152 206V207H153ZM156 206V205H155ZM162 206V205H161ZM230 206V205H229ZM4 207V206H3ZM225 207V206H224ZM246 207V206H245ZM155 208V207H154ZM169 208V206H168ZM171 208V207H170ZM244 209V207H242ZM247 208V207H246ZM245 208V209H246ZM257 208V209H256ZM57 209V208H56ZM88 209V208H87ZM92 209V208H91ZM120 209V208H119ZM130 208H128L129 210ZM179 209V208H178ZM244 209V210H245ZM127 210V212H128ZM142 210V209H141ZM125 211V210H124ZM150 211V210H149ZM154 211V210H153ZM150 212L151 214L153 213ZM93 212V211H92ZM123 212V210H122ZM121 212V214H122ZM131 211H129V215L132 213H130ZM141 212V211H140ZM139 212V213H140ZM155 212V211H154ZM182 212V211H181ZM179 212V213H181ZM239 212V211H238ZM248 212V211H247ZM142 213V212H141ZM145 213V212H144ZM190 213V212H189ZM244 214V212H242ZM250 213V212H249ZM7 214V213H6ZM22 214V213H21ZM120 214V213H119ZM120 214V217H122V215ZM134 214V213H133ZM136 214V213H135ZM147 214V213H146ZM184 214V213H183ZM186 214H187V211H186ZM251 214V213H250ZM8 215V214H7ZM132 215V214H131ZM153 215V214H152ZM190 215V214H189ZM196 215V214H195ZM237 215V214H236ZM246 215V214H244ZM253 215V214H252ZM18 216V215H17ZM21 216V215H20ZM69 216V215H68ZM148 216V215H147ZM158 216V215H156ZM193 216V215H192ZM228 216V215H227ZM241 216V215H240ZM257 216V215H256ZM72 217V216H71ZM70 217V218H71ZM75 217V216H74ZM116 217V215L114 216ZM119 216H117L118 218ZM118 218L116 220H120V219H123V218ZM178 217V216H177ZM183 217V216H182ZM238 217V216H237ZM243 217V216H241ZM246 217V216H245ZM23 218V216H22ZM58 218V217H57ZM69 218V219H70ZM174 218V217H173ZM248 218V217H247ZM251 218V217H250ZM254 218V217H253ZM252 218V219H253ZM53 219V218H52ZM59 219V218H58ZM61 219V218H60ZM63 219H65L63 217ZM154 218H152L153 220ZM157 219V218H156ZM189 219V217H188ZM244 219V218H243ZM54 220V219H53ZM73 220V219H72ZM241 220V219H240ZM256 220V219H255ZM56 221V220H55ZM66 222L69 221V220H65ZM123 222V226L122 228H124L123 230V233H122V241H123V244L125 247V250L127 252H130V253H135V255L139 254L138 250H144L146 252H148V243H142L140 244V247H138V244H136V239H135V236L132 234L131 230L128 229V227H133V226H137L139 224H142L144 223L145 221V224L146 225H150L151 227L152 224H151V220H150V217H143V218H140V220H138L135 216L133 217L132 216H129L125 219L122 220ZM157 221V220H156ZM190 221V220H189ZM237 221V220H236ZM252 221V220H251ZM24 222V221H23ZM62 222H64L62 220ZM76 222V221H75ZM118 222V221H117ZM120 222V221H119ZM153 222V221H152ZM31 223V222H30ZM40 223V222H39ZM60 223V221H59ZM68 223V222H67ZM81 223V221H80ZM22 224V223H21ZM32 224V223H31ZM34 224V223H33ZM47 224V223H46ZM75 224V223H74ZM77 224V222H76ZM116 224V223H115ZM118 224V223H117ZM200 224V223H199ZM248 224V223H247ZM257 224V223H256ZM25 225V224H24ZM57 225V224H56ZM66 225V223H65ZM63 225V226H65ZM70 225V224H69ZM159 225V224H158ZM228 225V224H227ZM81 226V225H80ZM257 226V225H256ZM21 227V226H20ZM53 227V226H52ZM62 228V226H60ZM71 227V226H70ZM155 228H157V226H154ZM162 227V226H161ZM201 227V226H200ZM240 227V226H239ZM22 228V227H21ZM64 228V227H63ZM211 228V227H210ZM218 228V227H217ZM92 229V228H91ZM132 229V228H131ZM75 230V229H74ZM151 230V229H150ZM72 231V230H71ZM86 231V230H85ZM134 231V230H133ZM213 231V230H212ZM93 232V231H92ZM120 232V231H119ZM177 232V231H176ZM206 232V231H205ZM58 233V232H57ZM87 233V232H86ZM97 233V232H96ZM110 233V231L108 232ZM259 233V232H258ZM85 234V233H84ZM89 234V233H88ZM88 234H86L88 236ZM162 234H163V231L159 228L157 229H153L151 232H149V240L152 242V240H155V239H160L162 237ZM210 234V233H209ZM38 235V234H37ZM109 235V234H108ZM165 236V234H163ZM200 235V234H199ZM76 236V235H75ZM82 236V235H81ZM95 236V235H94ZM173 236V235H172ZM171 236V237H172ZM197 236V235H196ZM193 236L186 239L185 238H182L180 240H178L176 238V236H173V241H170L172 242L168 247H171L172 245L174 246L173 248L171 247V249H173L174 251H177V250H183L182 248H185L187 251L188 249H193L192 245L197 241L199 240V237L197 236ZM229 236V235H228ZM261 236V235H260ZM89 237V236H88ZM137 237V236H136ZM166 237H169L168 235ZM182 237V235H181ZM184 237V236H183ZM201 237V236H200ZM170 238V237H169ZM169 238L168 241H169ZM223 238V237H222ZM28 239V238H27ZM171 239V240H172ZM241 239V238H240ZM247 239V238H246ZM22 240V239H21ZM66 240V239H65ZM161 240V239H160ZM207 240V239H206ZM213 240V239H211ZM229 240V239H227ZM38 241V240H37ZM147 241V240H146ZM253 241V239H252ZM24 242V241H23ZM33 242V241H32ZM39 242V241H38ZM92 242V241H91ZM142 242V240H141ZM154 242V241H153ZM202 242V241H201ZM215 242V241H214ZM251 242V240H250ZM254 242V241H253ZM67 243V242H66ZM69 243V242H68ZM168 243V242H166ZM204 243V242H203ZM208 243V242H207ZM222 243V242H221ZM236 243V242H235ZM234 243V244H235ZM260 243V244H264V238L261 237V239L259 238V241L257 240V244ZM50 244V243H49ZM75 244V243H74ZM215 244V243H214ZM217 244V243H216ZM224 244V243H223ZM253 244V243H252ZM256 244V242H255ZM46 245V244H45ZM48 245V244H47ZM232 245V244H231ZM254 245V244H253ZM37 246V245H36ZM83 246V245H82ZM81 246V247H82ZM214 246V247H213ZM207 245V253L204 254V256L206 257H212L214 255V251L216 249H218V247H216V245ZM55 247V246H54ZM181 247V249H180ZM167 248V247H166ZM179 248V249H178ZM221 248H222V245H221ZM237 248V249H236ZM233 251L234 255L236 256V260H234L235 264H243V259H242V255L240 254L241 252V248L239 245H237ZM245 248V247H244ZM184 249V250H185ZM240 249V250H239ZM246 249V248H245ZM201 250V249H200ZM60 251V250H59ZM67 251V250H66ZM74 251V250H73ZM143 251V252H144ZM174 251H170L171 254L174 253ZM198 252V250H196ZM195 251V253H197ZM52 252V251H50ZM55 252V251H54ZM76 252V251H75ZM105 252V251H104ZM151 251H149L150 253ZM153 252V251H152ZM231 252V251H230ZM242 252H243V248H242ZM255 252V251H254ZM262 252V253H261ZM244 253V252H243ZM248 253V252H247ZM259 254H263L264 253V250H261L258 252ZM122 254V253H121ZM246 254V253H245ZM84 255V253L82 254ZM140 255V254H139ZM175 255V254H174ZM202 255V253H201ZM252 255V254H251ZM79 256V255H78ZM88 256V253L85 254L83 257L79 258L80 262L79 263H82L85 259H89L90 258H87ZM148 256V255H147ZM257 256V255H256ZM92 257V256H91ZM173 257V256H172ZM253 257V256H252ZM95 258V257H94ZM214 258V257H213ZM250 258V257H248ZM173 259V258H172ZM178 259V258H177ZM180 259V258H179ZM202 259V258H201ZM206 259V258H205ZM259 259V258H257ZM262 259V258H261ZM63 260V259H62ZM85 260V261H86ZM97 260V259H96ZM169 260V259H168ZM254 260V259H253ZM264 260V259H262ZM92 261V260H91ZM99 262V260H97ZM205 261V260H204ZM208 261V260H207ZM261 261V260H260ZM77 262V261H76ZM96 262V261H95ZM196 262V261H195ZM206 262V261H205ZM249 262V261H248ZM250 262H252L250 260ZM249 262V263H250ZM254 262V261H253ZM264 262V261H263ZM75 263V262H74ZM180 263V262H179ZM207 263V262H206ZM231 263V262H230ZM248 263V264H249ZM262 263V262H261ZM260 263V264H261ZM92 264H98V263H92ZM108 264V263H106ZM210 264V263H209ZM253 264H259V262H254ZM263 264V263H262Z\"/></svg>", "mask_w": 264, "mask_h": 264}]
</instances>
